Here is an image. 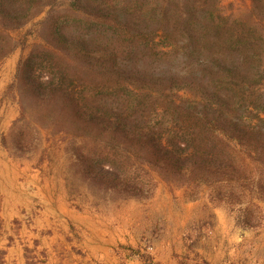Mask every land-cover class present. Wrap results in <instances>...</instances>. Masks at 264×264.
I'll return each instance as SVG.
<instances>
[{"label": "trees", "instance_id": "16d2710c", "mask_svg": "<svg viewBox=\"0 0 264 264\" xmlns=\"http://www.w3.org/2000/svg\"><path fill=\"white\" fill-rule=\"evenodd\" d=\"M223 2L0 0V62L20 49L6 136L27 120L83 142L70 152L116 199L163 181L264 200V0ZM119 248L114 264H152Z\"/></svg>", "mask_w": 264, "mask_h": 264}, {"label": "rangeland", "instance_id": "374dc122", "mask_svg": "<svg viewBox=\"0 0 264 264\" xmlns=\"http://www.w3.org/2000/svg\"><path fill=\"white\" fill-rule=\"evenodd\" d=\"M223 4L229 10L244 5ZM19 55L18 48L0 62V264H42L60 247L77 252L75 234L66 232L86 230L126 231L128 239L114 246L145 248L152 264H160L163 247L177 264H264V200L219 201L208 188L192 191L163 181L148 197L116 199L105 183L85 175L82 157L70 152L83 142L65 143L27 120L6 136L19 116L18 102L7 91ZM35 170L43 186L24 182Z\"/></svg>", "mask_w": 264, "mask_h": 264}, {"label": "crops", "instance_id": "0c3cea01", "mask_svg": "<svg viewBox=\"0 0 264 264\" xmlns=\"http://www.w3.org/2000/svg\"><path fill=\"white\" fill-rule=\"evenodd\" d=\"M28 178L24 180L27 184H34L35 186H43L44 178L40 176V171L29 172ZM66 234H75L74 238L79 242V247L77 252H71L62 250L61 247L54 256L55 252H52L51 256H47V259L40 261L42 264H114L123 260L122 252L120 248L114 246V243L123 242L127 237V232L122 231L120 233H114L105 230H86V231H74L66 232ZM129 241V240H128ZM129 244L132 246H137L131 243H120ZM171 250L167 248H162L159 253L160 264H177V259L171 257ZM163 257V259H162ZM127 264H142L138 259H132L125 261ZM35 264V263H34ZM37 264V263H36Z\"/></svg>", "mask_w": 264, "mask_h": 264}]
</instances>
